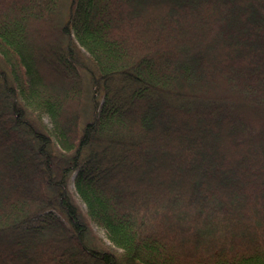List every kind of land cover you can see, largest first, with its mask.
<instances>
[{
  "label": "trees",
  "instance_id": "obj_1",
  "mask_svg": "<svg viewBox=\"0 0 264 264\" xmlns=\"http://www.w3.org/2000/svg\"><path fill=\"white\" fill-rule=\"evenodd\" d=\"M0 264H264V0H0Z\"/></svg>",
  "mask_w": 264,
  "mask_h": 264
},
{
  "label": "rangeland",
  "instance_id": "obj_2",
  "mask_svg": "<svg viewBox=\"0 0 264 264\" xmlns=\"http://www.w3.org/2000/svg\"><path fill=\"white\" fill-rule=\"evenodd\" d=\"M41 43H42V42H41ZM55 75L59 77L60 74H59V75L55 74ZM60 80H61V79H60ZM45 120L48 121V118H47L46 116H45ZM71 189H72L73 192L75 191V187H74L73 185H71ZM75 196H76V199H77L78 203L80 204V206H81V208H82V210H83V213L86 214V213H85L84 204H83L82 200L79 198V196H78L77 193H75ZM89 223H90V226L92 227L93 233H94L99 239H101V241H102V243L104 244V246H107V247H109V246H110V247H114V246L112 245V243L110 242V240L108 239V237H107L105 231H104L101 227L97 226L96 224L92 223L91 221H89Z\"/></svg>",
  "mask_w": 264,
  "mask_h": 264
}]
</instances>
